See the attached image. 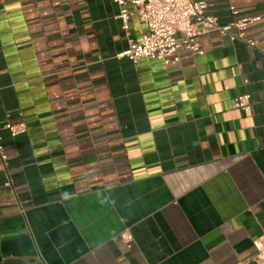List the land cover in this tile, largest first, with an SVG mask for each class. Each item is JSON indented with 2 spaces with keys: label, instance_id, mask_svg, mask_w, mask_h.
Returning <instances> with one entry per match:
<instances>
[{
  "label": "crops",
  "instance_id": "obj_1",
  "mask_svg": "<svg viewBox=\"0 0 264 264\" xmlns=\"http://www.w3.org/2000/svg\"><path fill=\"white\" fill-rule=\"evenodd\" d=\"M204 1L259 19L164 65L113 0H0V264H264V0Z\"/></svg>",
  "mask_w": 264,
  "mask_h": 264
},
{
  "label": "built area",
  "instance_id": "obj_2",
  "mask_svg": "<svg viewBox=\"0 0 264 264\" xmlns=\"http://www.w3.org/2000/svg\"><path fill=\"white\" fill-rule=\"evenodd\" d=\"M118 6L117 18L122 29L133 16L144 23L147 31L139 41L128 40L127 48L121 53L133 63L141 58L158 59L164 65L177 61V52L185 49L200 54L197 38L215 31L231 40L243 38L247 27L259 17L241 16L226 24H219L216 17L207 14L208 4L204 0H113ZM233 14H236L234 12ZM253 45L251 41H247ZM250 95L244 93L234 98L233 106L239 109L250 108ZM24 126L10 127V135L23 132ZM0 159L5 160L0 145ZM129 239L130 237L127 236ZM256 258L264 263V235L254 240Z\"/></svg>",
  "mask_w": 264,
  "mask_h": 264
}]
</instances>
